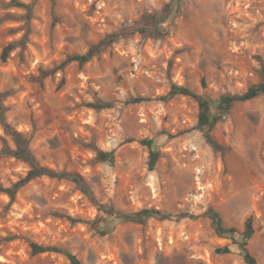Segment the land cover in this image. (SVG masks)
I'll return each mask as SVG.
<instances>
[{
	"label": "rangeland",
	"instance_id": "1",
	"mask_svg": "<svg viewBox=\"0 0 264 264\" xmlns=\"http://www.w3.org/2000/svg\"><path fill=\"white\" fill-rule=\"evenodd\" d=\"M101 40L88 62L60 66ZM263 78L264 0H0L4 120L38 165L82 183L43 174L10 199L5 189L30 165L8 153L15 142L0 119V264H70L63 253H32L31 242L82 264H246L214 232L209 207L235 241L252 217L247 248L264 264V93L215 124L219 148L197 128L193 98H161L176 83L217 100ZM143 139L158 152L152 170ZM142 208L195 217L111 215Z\"/></svg>",
	"mask_w": 264,
	"mask_h": 264
},
{
	"label": "trees",
	"instance_id": "2",
	"mask_svg": "<svg viewBox=\"0 0 264 264\" xmlns=\"http://www.w3.org/2000/svg\"><path fill=\"white\" fill-rule=\"evenodd\" d=\"M178 1L179 0H173V3H177ZM19 5L26 6L23 5L22 3H19ZM170 5L172 6V4ZM106 43H107L106 41L101 40L92 47H90L83 54L68 55L62 61L60 66H63L64 64L71 61H77L79 64L88 62L96 53H98L101 50L102 46ZM11 48H12V44H9L6 48L3 49L1 54L2 60L6 59L7 53ZM262 93H264V78L259 82L250 85L241 94L238 95L223 94L217 100L202 97L199 93L192 90L191 88L176 83H172L170 85L167 94L163 95L161 98L167 99L175 95H186L193 98L196 101L198 107L197 123H196L197 128L203 132L205 140L210 145H212L215 148H219V144L216 142V140L211 134V131L214 128L215 124L223 119L224 115H226L229 112V109L232 107L234 102L250 100ZM135 100H140V99L137 98ZM90 106L93 108H103L109 106V104L105 102H97L91 104ZM0 119L4 130L12 134L13 140L15 142V148L9 149L8 153L16 158L26 161L30 165L28 174L22 180L14 183L12 186L5 189V192L7 193L10 199H14V196L20 187H22L31 179L43 174L56 176V177H70L77 184H82L80 178L75 174L50 171L36 163L34 157L31 155L28 149L27 141L24 140V138L18 131L10 130V128L7 126L3 116V105L1 101H0ZM141 143L146 145V147L148 148V153H149L148 167L150 170H152L154 169L156 161L158 159V152L155 151L152 147V139H143L141 140ZM96 158L103 162H112L114 156L112 151L97 150ZM205 214L208 215V217L211 219L212 228L218 236L231 237L233 240L232 242L238 245L243 260L246 264H257L256 257L247 248L248 239L251 238L254 232L251 216L247 217L244 222V228L241 233L242 240L235 241V239H233V234L236 232L235 227L225 226L221 218V215L217 210H215L212 207H209L205 211ZM111 215H113V217L118 220L134 221V222L143 221L146 218H150V217L157 219H168L171 218L172 216H175L176 218L195 217V215L192 213L185 212V213H179L177 215H173L170 212H164L156 208H142L133 213H121L117 211H112ZM30 247L32 253L34 254L45 251L59 252V253H63L67 257L70 264H82L81 261L74 254L58 246H53V245L45 246L35 242H31ZM221 251L228 252L229 247L224 246L221 249Z\"/></svg>",
	"mask_w": 264,
	"mask_h": 264
}]
</instances>
